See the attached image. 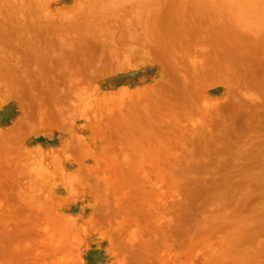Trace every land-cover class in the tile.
<instances>
[{
    "label": "rangeland",
    "instance_id": "1",
    "mask_svg": "<svg viewBox=\"0 0 264 264\" xmlns=\"http://www.w3.org/2000/svg\"><path fill=\"white\" fill-rule=\"evenodd\" d=\"M118 67L174 104L51 103ZM10 74L0 264H264V0H0Z\"/></svg>",
    "mask_w": 264,
    "mask_h": 264
},
{
    "label": "crops",
    "instance_id": "2",
    "mask_svg": "<svg viewBox=\"0 0 264 264\" xmlns=\"http://www.w3.org/2000/svg\"><path fill=\"white\" fill-rule=\"evenodd\" d=\"M247 60V58H245ZM155 65V64H154ZM118 67L113 74H106L101 78L97 84L81 85L69 79L68 83L53 84L49 86L53 89L52 104H102V107H107L109 104H115L120 109V104H174L172 97L169 96L168 90L158 88L156 84L147 85H126L120 82L104 85L109 77L119 76V74L130 72L129 70H122ZM155 72L158 71L155 65ZM125 71V72H124ZM134 71V70H132ZM136 71V70H135ZM119 73V74H118ZM79 80V79H78ZM77 81V79H76ZM81 81V80H80ZM77 81V82H80ZM4 83H0V104L15 105L16 111L17 104H46L45 97L40 96V90L34 88L25 78L20 81L15 80L12 74L8 75ZM207 97L198 98L196 104H229L227 101L221 100L222 92H231V90H209ZM245 93L253 92L252 90H245ZM258 92V91H254ZM260 92H264L261 90ZM56 96H55V94ZM66 94V95H65ZM36 99V102L33 101ZM254 102L252 101L251 104ZM248 104V103H246ZM257 104V103H255ZM2 108V107H1ZM0 108V109H1ZM4 109L10 111L8 120V127L13 126L18 116L12 114V109L5 105ZM1 114V113H0ZM18 114V113H17Z\"/></svg>",
    "mask_w": 264,
    "mask_h": 264
},
{
    "label": "bare ground",
    "instance_id": "3",
    "mask_svg": "<svg viewBox=\"0 0 264 264\" xmlns=\"http://www.w3.org/2000/svg\"><path fill=\"white\" fill-rule=\"evenodd\" d=\"M183 260V259H182Z\"/></svg>",
    "mask_w": 264,
    "mask_h": 264
}]
</instances>
